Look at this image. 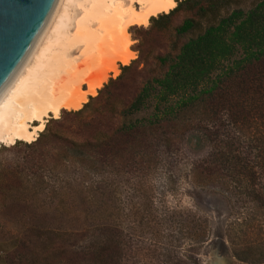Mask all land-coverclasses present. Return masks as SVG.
Wrapping results in <instances>:
<instances>
[{
	"label": "trees",
	"instance_id": "obj_1",
	"mask_svg": "<svg viewBox=\"0 0 264 264\" xmlns=\"http://www.w3.org/2000/svg\"><path fill=\"white\" fill-rule=\"evenodd\" d=\"M149 23V30L170 35V50L153 57L159 74L140 77V64L149 60L137 49L136 59L72 112L76 119L70 125L46 124L25 144L31 151L0 161L3 219L35 222L0 240V264H126L128 241L115 217L118 209L105 206L107 189L100 181L89 184L94 209L86 229L41 224L46 174L76 168L97 177L105 171L143 177L185 134L191 135L187 143L194 137L195 146L208 147L193 164V181L219 183L223 192L249 204L224 229L231 255L264 263V0H176ZM130 68L138 87L127 100L122 91L131 81L124 77ZM206 237L204 228L202 241ZM151 244L164 264H186L179 246Z\"/></svg>",
	"mask_w": 264,
	"mask_h": 264
},
{
	"label": "rangeland",
	"instance_id": "obj_2",
	"mask_svg": "<svg viewBox=\"0 0 264 264\" xmlns=\"http://www.w3.org/2000/svg\"><path fill=\"white\" fill-rule=\"evenodd\" d=\"M249 1L242 0L243 3ZM182 15H179L176 21ZM149 25L148 22L145 25H133L129 28L131 45L128 51L135 56L127 64L138 57L139 48L149 60L148 65L139 66L142 68L141 78L159 74L161 68L153 57L157 53L170 50L168 31L149 30ZM76 54L74 66L80 65L84 70L87 55L84 53L80 55L79 52ZM111 62L112 58L106 57L101 66L106 67ZM122 65L118 64L117 74L108 73L107 80L100 88L110 78H116L121 73ZM59 74H64V71L61 70ZM124 77L131 79L122 91L123 98L128 100L138 87V83L133 82L137 75L130 68L124 73ZM141 78L137 81L139 82ZM112 88L113 86L104 89V94L109 93ZM98 89L94 95L89 96H97ZM88 97L78 109L89 101ZM76 110L62 109L58 117L50 114L46 118L45 125L48 124L50 129L59 128V123L68 126L76 119L72 113ZM190 136L183 135L172 152L162 157L143 177L129 178L108 171L97 177L78 173L76 168L60 169L46 174L40 193L47 207L43 210L41 224L62 229H86L91 223V212L94 209L88 200L89 184H92V181H100L99 185L107 189L106 195L102 198L106 202L105 206L112 212L118 209L115 217L128 241L124 256L126 264H164L160 261L163 257L158 254L159 257L156 258L157 252L151 250V243L154 242L160 244L164 242L175 248L179 246V251L185 254L186 264H206L213 255L221 257L225 264H248L238 261L231 255L229 243L223 237V232L227 225L235 220V213L245 212L249 204L244 203L240 198L236 199L233 193L223 192L219 183L197 184L193 181V164L206 156L208 147L195 146L194 137L191 143H187ZM28 143L18 140L10 145L0 144V161H16L20 154L31 151L30 147L25 146ZM55 187L59 190L56 191ZM47 189H54V194ZM58 191L59 197L56 196ZM59 200L63 201V204H57ZM60 205L64 207L58 209ZM18 219V222L4 220L0 208V240L17 235L26 224L35 223L27 218ZM204 228L207 230V237L202 241ZM130 234L134 238L126 237ZM80 242L84 243V240Z\"/></svg>",
	"mask_w": 264,
	"mask_h": 264
},
{
	"label": "bare ground",
	"instance_id": "obj_3",
	"mask_svg": "<svg viewBox=\"0 0 264 264\" xmlns=\"http://www.w3.org/2000/svg\"><path fill=\"white\" fill-rule=\"evenodd\" d=\"M175 5L176 0H65L61 21L0 113V144L30 142L50 114L58 117L62 109H78L108 73L117 74L118 64L134 58L128 51L129 28L148 24L151 16ZM77 52L87 55L84 70L74 66ZM106 57L112 58L111 64L101 66Z\"/></svg>",
	"mask_w": 264,
	"mask_h": 264
},
{
	"label": "water",
	"instance_id": "obj_4",
	"mask_svg": "<svg viewBox=\"0 0 264 264\" xmlns=\"http://www.w3.org/2000/svg\"><path fill=\"white\" fill-rule=\"evenodd\" d=\"M65 0H0V113L38 60ZM206 264H225L213 255Z\"/></svg>",
	"mask_w": 264,
	"mask_h": 264
}]
</instances>
